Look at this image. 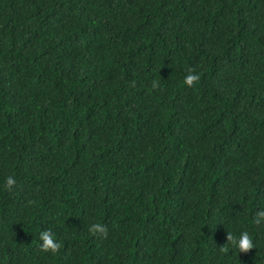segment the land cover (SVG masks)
Segmentation results:
<instances>
[{
    "label": "trees",
    "instance_id": "trees-1",
    "mask_svg": "<svg viewBox=\"0 0 264 264\" xmlns=\"http://www.w3.org/2000/svg\"><path fill=\"white\" fill-rule=\"evenodd\" d=\"M261 212L264 0H0V264H264Z\"/></svg>",
    "mask_w": 264,
    "mask_h": 264
},
{
    "label": "clouds",
    "instance_id": "clouds-1",
    "mask_svg": "<svg viewBox=\"0 0 264 264\" xmlns=\"http://www.w3.org/2000/svg\"><path fill=\"white\" fill-rule=\"evenodd\" d=\"M198 79V76L193 74L192 72H189L185 77H184V83L187 85H192V83ZM155 87V84L153 85ZM7 185H13L15 183V181L13 180L12 177H8L6 180ZM259 217L260 218H264V212L259 213ZM256 223H259L260 220L259 218L256 219L255 221ZM93 228L96 231L99 232H103L104 229L101 225L97 224V225H93ZM40 239L43 241L42 247L47 250V249H52L53 251L56 249V247L58 246L56 243H54V239L53 236L48 232V231H44L40 233ZM230 240L233 241L234 244H236V246H238V248L242 251H247L248 249H250L251 247V239L248 235L247 232H242L239 236L238 240H235L232 237H229Z\"/></svg>",
    "mask_w": 264,
    "mask_h": 264
}]
</instances>
